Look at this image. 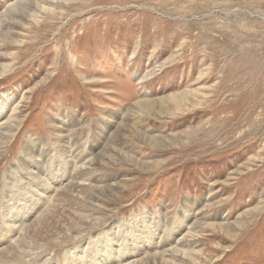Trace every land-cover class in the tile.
Returning a JSON list of instances; mask_svg holds the SVG:
<instances>
[{
	"label": "rangeland",
	"instance_id": "1",
	"mask_svg": "<svg viewBox=\"0 0 264 264\" xmlns=\"http://www.w3.org/2000/svg\"><path fill=\"white\" fill-rule=\"evenodd\" d=\"M10 97L0 253L16 251L11 264L90 253L103 264V239L126 264L193 226L188 256L158 264H264V0H0V104ZM63 142L88 157L76 192L63 157L49 188L27 170L47 159L51 171ZM13 206L19 231L4 218ZM40 220L49 228L24 254L15 243ZM127 229L137 252L118 241Z\"/></svg>",
	"mask_w": 264,
	"mask_h": 264
},
{
	"label": "bare ground",
	"instance_id": "2",
	"mask_svg": "<svg viewBox=\"0 0 264 264\" xmlns=\"http://www.w3.org/2000/svg\"><path fill=\"white\" fill-rule=\"evenodd\" d=\"M22 1V0H21ZM19 2V1H18ZM21 3V2H20ZM44 3L45 4H48V2L47 1H44ZM39 7L40 8H43V9H45V7H44V5L43 4H40L39 5ZM12 99H11V97L10 98H7V99H4L2 102H1V104H0V153H1V151H3L4 149H5V145L7 144V142H5L4 140L5 139H8L10 136H11V134H12V131H13V129L15 128V126H16V124L18 123V108L17 107H15L14 106V108L13 109H11V107H12V105L13 104H11L12 103ZM58 137H59V135H58ZM11 138V137H10ZM64 143V142H63ZM75 143H64V144H62V147H61V145H59V152L58 151H56V152H58V153H56V155H54L56 158H51L50 157V154L51 153H44V152H39V157H42V158H44L45 159V156L46 157H48L49 158V162H50V158H51V164H50V167H51V171H45V169L43 168V164L44 163H48L47 162V159H46V161L44 160L43 162H41V163H39V161H37V164L40 166V167H37V166H34L35 167V169H30V167L27 169L28 171H30L32 174H30V176H35V178L37 179V180H40V181H43L45 184H46V187H47V183L49 182V181H51V179H52V181H54V179H58L59 178V174H60V180H61V177L63 176V175H65V174H63V173H61V171H62V168H61V163H60V159H62V157L64 158V161L63 162H65L66 163V166H68V169L70 170V172H68L70 175L67 177V179L68 178H70V180H72V182H71V185H74V192H76L77 191V188L78 187H81L82 188V181H90L91 180V177L90 178H86V177H89V176H86L87 175V173H86V171H85V169H87V167H88V162L86 161L87 160V158H86V156H84V153L83 152H81L80 150H76V149H72V146L71 145H74ZM35 146L36 145H30V150L28 151V153L27 154H31V152L35 149ZM76 146H74V148H75ZM59 153H61V154H59ZM63 153V154H62ZM47 154V155H46ZM65 154V155H64ZM63 164V163H62ZM91 161H90V166H91ZM94 165V164H93ZM92 165V166H93ZM63 166V165H62ZM31 168H33L32 166H31ZM36 168H38L37 169V171H35L36 170ZM63 168H65L64 166H63ZM90 170V169H89ZM35 171V172H34ZM37 172V173H36ZM46 172V173H45ZM63 172V171H62ZM65 172V171H64ZM71 172L73 173V174H71ZM28 175V174H27ZM72 175V176H71ZM30 178V177H29ZM103 178V177H102ZM50 179V180H49ZM96 179V178H95ZM49 180V181H48ZM60 180H58V181H60ZM78 180L80 181V182H78ZM102 181H100V179L98 180V181H100L101 183H103V184H105V183H107V182H105L103 179H101ZM39 184V183H38ZM48 185H50V184H48ZM88 185V184H87ZM28 187H31V186H28ZM106 187H111L110 185L109 186H106ZM106 187H95V189H97L98 191H100L101 193H105V190H106ZM47 188H49V187H47ZM113 189V190H112ZM110 190L111 191H113V192H116V190L114 189V188H110ZM26 192V191H25ZM72 192V191H71ZM30 193H31V191H30ZM37 193H40L39 192V190H38V192ZM85 196H86V198H90V197H88V195L87 194H84ZM25 196V195H24ZM38 196H39V194H38ZM37 197V195L35 194V196L33 197V196H31V198L33 199V200H36V199H38V198H36ZM74 197V196H73ZM17 198V197H16ZM62 200V199H61ZM31 201V200H30ZM38 204H36L35 206H37ZM30 207H31V205H30ZM14 209V206L13 207H9V209ZM4 209V208H3ZM15 210V209H14ZM10 213H11V210H8ZM2 212V211H1ZM6 212H7V210H6ZM15 212H16V217L17 218H15L14 217V220H12V218H13V216H10V214L7 212V215H5L4 216V218L7 220V221H12V222H9V223H12V226H10V228H12V229H18V231L19 230H21V229H23V227H25V225H26V222H24L22 219L23 218H18V214H20V212L19 211H17V210H15ZM12 214V213H11ZM26 215L27 214H25V215H23L24 216V218L26 217ZM199 221V220H198ZM158 222H160V221H158ZM41 223H42V221L40 220V221H38V223H36L35 225H29V226H27L26 228H24V231H22V239H21V235L19 236L20 237V239H21V242H16L15 244H17V248H19L20 250H21V252H24V254H25V252H28V250L27 249H25L26 247L28 248L29 246H31V244H34V243H32L33 241H35V240H30V239H37V237L38 238H40V237H42L44 234H45V232H46V230L49 228V227H45L44 229H42V230H40V231H38V227L41 225ZM85 221H83V224L80 222V224H81V227H83L85 224ZM196 223V222H195ZM8 225V224H7ZM10 225V224H9ZM8 225V226H9ZM168 225V224H167ZM222 225V224H221ZM85 227V226H84ZM5 228V227H4ZM194 228V226L192 227V229ZM158 229H160V226L158 225ZM192 229H190V231L187 233V235L186 236H184V238L182 239V241L180 240L179 242H177V244H176V246L174 247V249H171L170 251H169V249H167V250H165V246H167L166 245V243L168 242V240L166 239L164 242H162V244H163V246H161V248L160 249H158L159 247H156V251L155 252H159V253H157V254H155V255H152V253H150V254H148L147 256L145 255L144 257H142V258H138V259H134V261H131L130 263H126V264H158L157 263V259H158V257L157 256H159L162 260H164L163 258H165V256L166 255H168V252H171V254H169L168 256L170 257L171 255H173L174 257H178V255L180 254V255H182V256H184V257H186V256H188L187 254V250H185L184 248H186V247H191V239H194L193 237H191V236H193L194 234H193V231H192ZM31 230H35V232L32 234V235H30V236H27L30 232H31ZM132 231L133 230H130V229H127V231H125L124 233L123 232H120L119 234H120V236H119V238H118V241L120 240V242H121V246H122V248H123V244H125V243H129V244H131L130 245V249L133 251L134 250V252H137V249H136V246H137V243L134 241V238H133V234H132ZM3 232V231H2ZM1 233V232H0ZM18 233V232H17ZM16 233V234H17ZM154 232H153V235L152 236H154ZM166 234V233H165ZM195 236V235H194ZM36 237V238H35ZM166 237H167V235H166ZM166 237H164V238H166ZM2 238V237H1ZM11 238V237H10ZM146 238H147V240H148V242L150 243V241H149V239H150V235H146ZM152 238V237H151ZM77 239V238H76ZM24 240H30L31 242L30 243H28V242H25ZM46 240H47V237H46ZM38 241L39 240H37L36 242L38 243ZM101 244H103L104 243V245H100L101 246V249H100V251H101V254H102V257H104V258H101V263H103L104 262V260L106 259V261L104 262L105 264H107V263H109V264H119L120 263V258H122V257H124L125 256V251H124V248H123V250L121 251L122 253L121 254H117V253H115V249H114V254H112V251H113V249H111L110 247H109V245H112L111 243H109V240H106V239H103V240H101V242H100ZM39 244V243H38ZM151 244V243H150ZM117 245H119V244H117ZM132 245L134 246V248L132 249L131 247H132ZM9 246H11V245H9ZM14 246H16V245H14ZM36 246H37V244H36ZM100 246H99V248H100ZM104 246H106V248L104 249V251H102L103 250V248H104ZM125 246V245H124ZM38 247H40L39 245H38ZM38 247L36 248L37 250H38ZM14 248V247H13ZM16 248V249H17ZM7 249H9V248H7ZM30 249V248H29ZM34 249V248H33ZM40 249V248H39ZM42 249V248H41ZM157 249L159 250V251H157ZM3 250V249H2ZM6 250V249H5ZM15 250V249H14ZM31 250H32V248H31ZM37 250H35L34 249V255L36 254L35 253V251H37ZM13 251V250H12ZM138 251H139V249H138ZM16 252V251H15ZM15 252H14V254H15ZM6 253V252H5ZM7 253H8V250H7ZM17 253V252H16ZM31 253V252H30ZM29 253V254H30ZM40 253V252H39ZM13 254V252H10L9 253V255L6 257V255L5 254H2V253H0V256H1V258H5V260H6V258H8V260L10 259H12V257L11 258H9V256H13L14 255ZM28 254V253H27ZM100 254V255H101ZM38 255H40V254H38ZM77 254H75V258L73 259V263H75V264H97L98 262L97 261H95V262H92V255H91V253L89 254V256H88V258H87V260L84 258V254H81L82 256H76ZM43 256V255H42ZM105 256H106V258H105ZM17 257H20V255L19 256H17ZM27 257H29L28 255H27ZM38 257V259L39 260H41L40 258H39V256H37ZM46 257V256H45ZM45 257H43V258H45ZM77 257V258H76ZM14 258H16V254H15V256H13V259ZM113 258H114V260H113ZM167 258V257H166ZM17 259V258H16ZM90 259V262H87L88 260ZM4 260V259H3ZM4 260V261H5ZM20 260V259H19ZM34 260H37V259H34ZM118 261L117 263H116V261ZM152 260V261H151ZM17 261V260H16ZM21 261V260H20ZM38 261V260H37ZM46 261V260H45ZM50 261V260H49ZM52 261V260H51ZM165 261V260H164ZM2 262V261H1ZM168 262V261H167ZM12 263V260H11V262H10V264ZM32 263H33V261H32ZM35 263H36V261H35ZM103 263V264H104ZM0 264H2V263H0ZM13 264H15V263H13ZM37 264V263H36ZM44 264H46V262H44ZM125 264V263H124ZM165 264V263H164Z\"/></svg>",
	"mask_w": 264,
	"mask_h": 264
}]
</instances>
